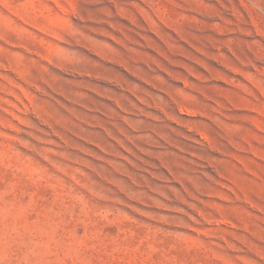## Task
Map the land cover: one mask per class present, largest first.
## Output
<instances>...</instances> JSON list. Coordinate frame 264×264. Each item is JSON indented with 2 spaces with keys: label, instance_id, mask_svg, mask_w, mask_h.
<instances>
[{
  "label": "rangeland",
  "instance_id": "rangeland-1",
  "mask_svg": "<svg viewBox=\"0 0 264 264\" xmlns=\"http://www.w3.org/2000/svg\"><path fill=\"white\" fill-rule=\"evenodd\" d=\"M0 264H264V0H0Z\"/></svg>",
  "mask_w": 264,
  "mask_h": 264
}]
</instances>
